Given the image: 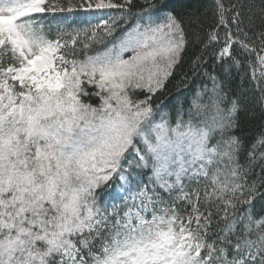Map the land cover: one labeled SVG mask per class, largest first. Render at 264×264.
Listing matches in <instances>:
<instances>
[{
	"label": "snow or ice",
	"instance_id": "1",
	"mask_svg": "<svg viewBox=\"0 0 264 264\" xmlns=\"http://www.w3.org/2000/svg\"><path fill=\"white\" fill-rule=\"evenodd\" d=\"M217 65L264 115V0H0V264H264V123Z\"/></svg>",
	"mask_w": 264,
	"mask_h": 264
},
{
	"label": "trees",
	"instance_id": "2",
	"mask_svg": "<svg viewBox=\"0 0 264 264\" xmlns=\"http://www.w3.org/2000/svg\"><path fill=\"white\" fill-rule=\"evenodd\" d=\"M206 6H211V0H201ZM140 4V0H137V5ZM114 14V13H109ZM59 15V14H58ZM89 13L77 12L72 14V21H74L73 26H79L80 21L89 18ZM209 71H213L212 62L210 61L207 65ZM216 74L224 83L225 92L228 94V99L238 98L240 100L242 110L239 112V120L241 129L244 134L252 135L257 132L260 125L264 123V115H262L261 108L257 103L255 98V93L252 91V85L248 76L243 74H238L235 69H232L230 73H226L224 68L220 65L215 67ZM178 79V77L176 78ZM176 79H173L167 88L158 94L154 98L157 100L165 102L167 105V110L171 111L174 107H178L180 103H183L185 107L195 93L197 86L202 82L201 78H196L192 83L188 84L186 89H181L179 92L176 88ZM93 102H98L93 98ZM174 115V112H173Z\"/></svg>",
	"mask_w": 264,
	"mask_h": 264
},
{
	"label": "bare ground",
	"instance_id": "3",
	"mask_svg": "<svg viewBox=\"0 0 264 264\" xmlns=\"http://www.w3.org/2000/svg\"><path fill=\"white\" fill-rule=\"evenodd\" d=\"M154 102H157V100L156 101H154ZM158 103H161V101H158ZM163 104L165 105L166 103L163 101ZM167 110V109H166Z\"/></svg>",
	"mask_w": 264,
	"mask_h": 264
}]
</instances>
